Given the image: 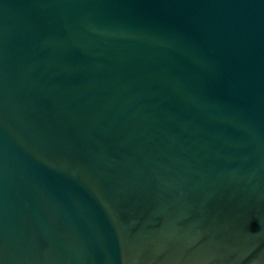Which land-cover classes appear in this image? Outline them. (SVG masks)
<instances>
[{"label":"water","instance_id":"obj_1","mask_svg":"<svg viewBox=\"0 0 264 264\" xmlns=\"http://www.w3.org/2000/svg\"><path fill=\"white\" fill-rule=\"evenodd\" d=\"M0 264H264V0H0Z\"/></svg>","mask_w":264,"mask_h":264}]
</instances>
